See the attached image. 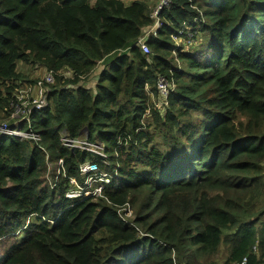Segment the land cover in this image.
I'll return each instance as SVG.
<instances>
[{
    "label": "trees",
    "instance_id": "16d2710c",
    "mask_svg": "<svg viewBox=\"0 0 264 264\" xmlns=\"http://www.w3.org/2000/svg\"><path fill=\"white\" fill-rule=\"evenodd\" d=\"M151 14L142 1L0 0V127L28 135L0 137V264H264V0H171L156 36ZM189 36L201 47L175 41ZM159 76L177 87L155 110ZM40 83L43 108L12 117ZM89 163L111 176L104 198L68 199Z\"/></svg>",
    "mask_w": 264,
    "mask_h": 264
},
{
    "label": "built area",
    "instance_id": "2783aa9c",
    "mask_svg": "<svg viewBox=\"0 0 264 264\" xmlns=\"http://www.w3.org/2000/svg\"><path fill=\"white\" fill-rule=\"evenodd\" d=\"M171 5V0H159L158 6L156 9L152 12L151 18L155 21L154 27L149 31V34L155 35L157 34V29L162 26L160 14L163 10L169 8ZM138 45L142 52L146 55H149L151 53L149 45L146 43V39H141L138 42ZM174 56L176 58L177 63H179L177 58V52H174ZM45 81L49 85L55 84V78L52 74H48L46 76ZM176 83L173 79V76L171 78H168L167 76H159L157 81V90L159 93V98L155 97L152 93V102L154 104V109H161L168 105L169 97L175 93L176 91ZM38 89L40 90V97L39 99L31 100L33 101L31 108L29 110L25 111V109H17L14 113L13 117H23V119H27L29 121L30 115L34 113L35 110H41L44 106L45 102V93L43 91L42 83L39 84ZM37 89V90H38ZM149 90V88H147ZM30 91V90H29ZM29 96H27L28 98ZM18 101L21 103L22 96L17 95ZM22 106V105H21ZM1 136H20V137H28V135L24 134L20 129L16 127H8L7 125H3L0 127V137ZM33 138L37 141H40V137L38 135H34ZM90 143H88L85 139L84 140H71L68 138L63 139V146L67 148H74L79 147L82 149H87L88 151L98 154L101 156H104L103 149L101 151H95L93 149H89ZM63 160H60L59 162L54 164V169H57L62 167L63 168ZM58 173L60 171L58 170ZM80 175L84 177L85 181L84 183L78 182L76 179H72L70 181L71 185H76L77 189L80 190H71L67 193L68 199H76V198H104L105 188L112 183L111 176L107 173H103L99 171V167L97 164L89 163L86 165L81 166L80 168ZM101 184V187L98 189V191H89L92 189V186ZM126 217L133 216V211L131 209V206H124L119 210V213H123ZM122 216V215H121ZM246 262V260L244 261Z\"/></svg>",
    "mask_w": 264,
    "mask_h": 264
},
{
    "label": "rangeland",
    "instance_id": "374dc122",
    "mask_svg": "<svg viewBox=\"0 0 264 264\" xmlns=\"http://www.w3.org/2000/svg\"><path fill=\"white\" fill-rule=\"evenodd\" d=\"M125 1V3L128 5V4H130V3H132V2H134V1H136V0H124ZM158 3H159V0H153V2H152V4L150 5L151 6V9H152V12L156 9V7L158 6ZM192 36H189L187 39H176L175 41L177 42V43H181V46H182V48L184 49V50H192V49H197V47L200 45V40L199 39H192V40H190L189 42H188V40H189V38H191ZM203 43H201V45H202ZM201 45H200V47H201ZM200 47H199V49H200ZM102 67H103V64L101 65V66H99L98 67V69L96 70V73H99L100 72V70L102 69ZM19 69H20V71H22L26 76H28L29 77V79L30 80H37V78H42V76H41V72L39 71V69H37V68H35V67H32V66H30V65H26V64H20L19 65ZM95 78H96V75L94 74L91 78H89V79H87V81H86V83H88V84H91V83H93L94 81H95ZM30 84H32V83H30ZM54 85V84H53ZM53 85H50V86H53ZM90 86V85H89ZM22 92H24V90H22ZM24 95L26 96V94L24 93ZM33 95H34V92H30V95H28L29 97L27 98L26 97V99H31L32 97H33ZM13 117V116H12ZM84 141H85V139H84ZM89 143V142H88ZM104 148V146L102 145V144H97V145H95V144H91L90 145V147H89V149H93V150H95V151H101L102 149ZM51 167H54V165H51ZM99 171L101 172V170H100V168H99ZM54 174V171H52L51 172V175H53ZM48 184L49 185H52L53 184V181L51 180V179H49V181H48ZM101 187V184H98V185H94V186H92V189L91 190H89V191H98V189ZM78 190L77 189V186L76 185H71L70 186V190L69 191H71V190ZM78 191H80V190H78ZM72 200V199H71ZM133 211V210H132ZM32 219H34V217L33 218H31V220ZM19 238H22V236H20ZM224 249V248H223ZM223 251V250H222Z\"/></svg>",
    "mask_w": 264,
    "mask_h": 264
},
{
    "label": "crops",
    "instance_id": "0c3cea01",
    "mask_svg": "<svg viewBox=\"0 0 264 264\" xmlns=\"http://www.w3.org/2000/svg\"><path fill=\"white\" fill-rule=\"evenodd\" d=\"M122 1H124V0H122ZM136 1H142V2H145V3H147V4H149V5H151L152 4V2H153V0H136ZM125 2V1H124ZM135 2V1H134ZM133 3V2H132ZM132 3H130V4H132ZM130 4H128V5H130ZM95 75H96V78H95V84L94 85H96V82H97V77H98V74L99 73H94ZM95 87V86H94ZM92 88V90H94L95 88Z\"/></svg>",
    "mask_w": 264,
    "mask_h": 264
},
{
    "label": "bare ground",
    "instance_id": "6f19581e",
    "mask_svg": "<svg viewBox=\"0 0 264 264\" xmlns=\"http://www.w3.org/2000/svg\"><path fill=\"white\" fill-rule=\"evenodd\" d=\"M133 218H134V216L126 217V216L122 215V219H123V221L126 222L127 224H129V223H130L129 220H131V219H133ZM132 226H133V225H132Z\"/></svg>",
    "mask_w": 264,
    "mask_h": 264
},
{
    "label": "clouds",
    "instance_id": "9594fccd",
    "mask_svg": "<svg viewBox=\"0 0 264 264\" xmlns=\"http://www.w3.org/2000/svg\"><path fill=\"white\" fill-rule=\"evenodd\" d=\"M79 140H84V139H79ZM49 179H51V180L53 181L52 177H49ZM84 198H86V197H84ZM90 199H91V198H90Z\"/></svg>",
    "mask_w": 264,
    "mask_h": 264
}]
</instances>
